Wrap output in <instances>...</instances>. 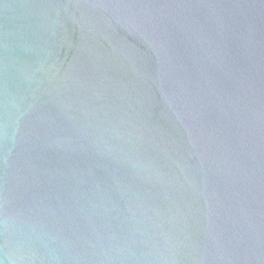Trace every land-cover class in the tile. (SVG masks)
Instances as JSON below:
<instances>
[{
    "label": "water",
    "instance_id": "water-1",
    "mask_svg": "<svg viewBox=\"0 0 264 264\" xmlns=\"http://www.w3.org/2000/svg\"><path fill=\"white\" fill-rule=\"evenodd\" d=\"M0 264H264V0H0Z\"/></svg>",
    "mask_w": 264,
    "mask_h": 264
}]
</instances>
